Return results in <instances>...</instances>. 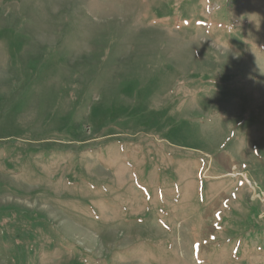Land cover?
<instances>
[{
	"label": "rangeland",
	"instance_id": "rangeland-1",
	"mask_svg": "<svg viewBox=\"0 0 264 264\" xmlns=\"http://www.w3.org/2000/svg\"><path fill=\"white\" fill-rule=\"evenodd\" d=\"M0 264H264V0H0Z\"/></svg>",
	"mask_w": 264,
	"mask_h": 264
}]
</instances>
